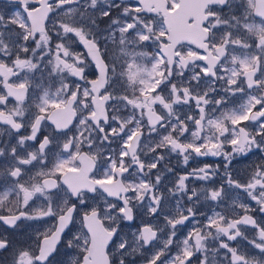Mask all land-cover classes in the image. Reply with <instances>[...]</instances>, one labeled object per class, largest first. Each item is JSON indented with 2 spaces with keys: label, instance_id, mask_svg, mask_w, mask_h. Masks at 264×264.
<instances>
[{
  "label": "snow or ice",
  "instance_id": "obj_1",
  "mask_svg": "<svg viewBox=\"0 0 264 264\" xmlns=\"http://www.w3.org/2000/svg\"><path fill=\"white\" fill-rule=\"evenodd\" d=\"M7 3L0 264H136L129 257L137 254L143 264H217L220 250L219 264H264V218L253 214H264V0ZM238 94L246 99L227 107ZM257 152L247 179L234 176L235 156ZM171 153L185 165L208 156L223 164L193 167L166 187ZM202 199L223 210L208 215ZM144 216L164 226L150 220L131 240L121 234L120 222ZM77 217L80 231L66 238ZM46 218L54 223L14 242L17 230L32 228L26 221ZM238 239L252 250L231 243Z\"/></svg>",
  "mask_w": 264,
  "mask_h": 264
},
{
  "label": "flooded vegetation",
  "instance_id": "obj_2",
  "mask_svg": "<svg viewBox=\"0 0 264 264\" xmlns=\"http://www.w3.org/2000/svg\"><path fill=\"white\" fill-rule=\"evenodd\" d=\"M118 2H119V0H118ZM11 7H12V5L8 4L7 0H0V10L7 12L9 10V8H11ZM114 15H119L118 10H114ZM105 27H107L106 24H101L102 29ZM76 50L79 52H86V49H84L82 45L78 46L76 48ZM89 60H90V57H89ZM94 70H95L94 64H90L89 67L86 69L90 79L93 78L91 74ZM72 79H75V78L70 77L69 82H71ZM79 82L81 84H83V81H79ZM239 95H241V94H238L237 97H239ZM237 97H235V98H237ZM154 135L155 134H153V136ZM6 138L7 137H3L0 139H6ZM14 142L15 141H13V143ZM113 147H116V145L114 144ZM160 151H165V150H160ZM242 156L243 155H240V157L235 156V159H234L233 164L231 166V170H233L234 167L239 165V163H238L239 159L246 157V156H243V157ZM222 162H223V157L208 156V157H196L195 159L189 160L188 164L185 165L183 163L182 157H178L176 155V153H171L170 156L168 157V163L166 166L172 167L174 169V171L172 173H167V172L165 173L166 180L164 181V184L166 185V187H172L177 176L187 172L180 167L181 165H184L186 169L191 170L193 168V166H195V165L203 166L204 163L217 165V164H220ZM25 178H27V177H25ZM192 181L193 180H189L187 182L189 184V187H193ZM203 184H204V181L197 180L196 187L197 188L202 187ZM162 190H165V189H163V187H162ZM177 199H179V197H177ZM38 203H39V201H38ZM89 203H92V202L90 201ZM181 203L182 204L186 203V198L184 200H181ZM174 204H175V200H172L171 204L166 202V204H165L166 210L168 208L174 206ZM82 211H83V206H81V212ZM150 220L154 224L159 223L161 227L164 226V221H163L162 217L160 218L159 221H157L151 217H148V216L138 217V218L134 219L133 221H122V222H120V227L122 228L121 234L126 235L127 238L129 240H131L132 239V233L135 232L139 227H141L143 225V223L148 222ZM25 223L32 225V228L27 229V231H25L23 228H21L20 230H17L16 234L12 237L14 242L23 243L24 241L27 240V236L32 233L34 228H40L41 230H43L44 228L51 226V224L54 223V220H52L51 218H46L45 221H39V220L38 221H26ZM69 227H70L71 231L66 230V238H70L71 235L80 231V229H81L80 218L77 217L75 224L70 225ZM184 230H185V228H182L181 231L178 233V239L182 237L181 233H183ZM165 231H167V229H165ZM163 238L164 237L162 236V239ZM66 251H68V253H69V255H68V257H66V259L71 260L72 257L75 255V252L73 250H67V249H66ZM173 253H175V250H173ZM7 255H8L7 253L3 254V256L5 258L7 257ZM129 259H135L136 264H143L142 258L140 257L139 254H137L135 257H129Z\"/></svg>",
  "mask_w": 264,
  "mask_h": 264
},
{
  "label": "rangeland",
  "instance_id": "obj_3",
  "mask_svg": "<svg viewBox=\"0 0 264 264\" xmlns=\"http://www.w3.org/2000/svg\"><path fill=\"white\" fill-rule=\"evenodd\" d=\"M220 95H223V92L220 93ZM241 95H239V97L234 98L232 96H229V103L227 105V107L231 108V107H236L238 106L240 103L243 102L245 98H240ZM218 114V113H217ZM240 157V155H237ZM261 154L260 153H256V154H249L248 156L239 159L238 163L239 165H237L236 167H234L233 171V175L236 176L238 179L246 180L247 179V175H248V169L249 166L253 163H256L259 159H260ZM243 157V156H242ZM221 165L223 164L220 163ZM198 165H195L193 167H196ZM183 170L185 171H190V169H186L184 165L180 166ZM223 175V168H221L220 174L217 175L216 177H214V181L216 182V186H219V183H221L220 177ZM192 185L193 187H196L197 185V180H193L192 181ZM202 186H211L209 182L204 181V184ZM227 187V185H226ZM199 188V187H198ZM230 195H231V199L237 200L239 202H244V203H248L249 205H251V207L253 208H257V205L255 204V201H252L250 198L247 197L246 193L243 192L242 189H230ZM231 199L227 202L229 205L231 204ZM201 204L203 205V207L201 208V211L206 212L208 215L212 214V210L215 209L216 211H221L223 210V205H221L219 208H217L215 206V204L213 202H205L203 201V199L201 200ZM237 211H239V209H237ZM256 218L262 219L264 218V214L259 213L258 211L253 213ZM198 219H202V217H198ZM191 227V225H189V228ZM188 228H185V230L183 231V233H181L182 237L179 239H183V236L187 234ZM249 238H251V231H249ZM233 245L235 246H239L242 249H248V250H252L251 246L248 244V241L246 240H239L237 241H233L231 242ZM226 252V250H220V255L219 257H217V264H219L220 260L224 259V253ZM175 253H173L174 255ZM131 260V259H130ZM195 264V262H194ZM224 264H227V261L224 262Z\"/></svg>",
  "mask_w": 264,
  "mask_h": 264
},
{
  "label": "bare ground",
  "instance_id": "obj_4",
  "mask_svg": "<svg viewBox=\"0 0 264 264\" xmlns=\"http://www.w3.org/2000/svg\"><path fill=\"white\" fill-rule=\"evenodd\" d=\"M239 178V177H238Z\"/></svg>",
  "mask_w": 264,
  "mask_h": 264
}]
</instances>
